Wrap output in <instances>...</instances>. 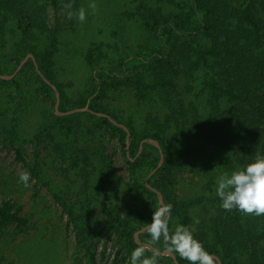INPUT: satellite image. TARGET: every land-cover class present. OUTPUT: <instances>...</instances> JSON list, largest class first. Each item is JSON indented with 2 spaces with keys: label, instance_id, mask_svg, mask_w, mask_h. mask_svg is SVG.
<instances>
[{
  "label": "rangeland",
  "instance_id": "1",
  "mask_svg": "<svg viewBox=\"0 0 264 264\" xmlns=\"http://www.w3.org/2000/svg\"><path fill=\"white\" fill-rule=\"evenodd\" d=\"M228 1L231 8L240 13L250 3V0ZM68 2L17 1L21 7L30 6V11H35L36 22L28 25L27 14L24 15L26 25L14 22L20 35L13 37L11 33L9 49L2 52L11 54L12 40H21L23 36L26 38L21 43L25 50L29 47L41 49L38 52L40 59L31 51L25 53L12 73L10 66L14 62L11 56L7 62L3 58L0 61L1 65L6 63L3 74H0L5 77L0 78V203L10 201L26 220L23 225L6 223L0 227V264H88L84 252L78 250L76 244V220L71 217L70 208H73L75 218L79 217L77 220L88 226L89 233L94 236L92 251L98 264H115L119 251L121 255L117 264H130L131 254L108 227L104 206L109 205L133 220L160 207L163 203L158 195L155 206L142 187L147 183L151 186L150 178L166 165L167 159L170 160L168 174L161 178L165 193L151 187L159 191L163 199L166 194L177 204L181 214L177 226H190L195 238L203 245L207 239L205 230L224 210L215 193V180L220 174L238 168L230 152L205 139L176 142L174 137L177 135L175 121L182 126L193 118L196 111L199 116H206L202 113H206V91L211 74L208 70L191 69L190 79L184 78L187 71L182 73L181 92L195 109L187 106L183 116L170 119L172 110L167 112V104L164 107L156 104V100H151L152 96L136 92L127 83L128 76L148 67L152 50L163 46L156 30L153 33L148 30L151 26L146 19V10L140 11L135 0H95L97 7L94 11L89 8L91 0H71L74 12L81 7L86 11V19L80 22L75 16L68 19L63 8ZM165 6L166 11L173 12L192 9L190 0H168ZM262 15L264 17L263 8ZM203 18L204 15L199 14V24L203 23ZM29 26L32 30L37 29L35 36L31 31L27 35ZM41 52L46 56H41ZM90 54L94 55L92 64L88 58ZM31 62L32 65L22 71L24 65ZM103 65L106 68L119 67L117 76L123 82L100 72L101 67L105 69ZM45 73H50L65 86L63 100L58 89L61 84L48 80ZM15 78L20 86L11 82ZM44 83L50 86L49 90ZM107 84L105 91L102 87ZM22 101L25 103L20 107ZM78 103H84V106L70 108ZM90 105H95L103 114L117 116L129 132L130 145L134 151L138 150L136 158L144 152L145 144H151L159 151L158 162L151 154L142 161L139 169L131 167L129 162L134 159L129 154L130 145L127 148L128 135L125 148L112 127L87 115ZM85 108L89 111L62 114ZM12 118L16 127L8 130ZM48 124L53 128L44 130ZM70 126L72 133L67 131ZM189 127L186 125V129ZM159 130L169 141L166 152L164 148L167 146L163 148L158 141L141 139L144 134ZM62 144L67 146L63 148ZM75 146L81 150L79 156ZM101 151L109 157L107 167L111 169L104 168L101 154H98ZM171 152L175 154L168 156ZM23 171L30 173L29 187L19 181V174ZM243 215L263 225L254 229L244 223L245 233L239 236L264 245V214ZM147 226H142L135 237L149 251L171 258L168 247L160 249L141 240V235L148 234L145 231ZM174 230L169 229V232ZM231 236L235 235L227 226L228 243ZM251 244L244 250L241 245L237 248L230 242L223 251L238 264H264V254L252 249ZM170 252L178 261L179 254Z\"/></svg>",
  "mask_w": 264,
  "mask_h": 264
},
{
  "label": "trees",
  "instance_id": "2",
  "mask_svg": "<svg viewBox=\"0 0 264 264\" xmlns=\"http://www.w3.org/2000/svg\"><path fill=\"white\" fill-rule=\"evenodd\" d=\"M17 1L20 0H0V61L4 59L7 62L11 56L14 65L10 66V73L16 69L17 63L25 53L31 51L36 58H39L40 54L38 52L41 50L36 47H29L25 50L24 45L21 43L26 38L23 36L21 40H12L11 54L2 53L9 49L8 43L11 33L13 37L19 34L14 22L24 24V15L26 17V14L29 18L28 25L36 22L35 11H30L32 9H29L30 6L21 7ZM24 1L27 3V0ZM49 1L52 4L56 3V0ZM167 1L135 0L140 11L146 10V19L151 26L148 27V30L152 33L154 29L156 30V36L159 35L157 37L161 40L163 46L152 50L150 53L152 60L148 67L135 75L128 76L127 83L136 92H144L152 96L151 100H156V104H161L163 107L167 104V112L170 109L172 110L170 119H178L179 116L185 114L184 110L187 106L195 109L193 103H187L181 92L182 73L187 71L188 73H183L185 74L184 78H192L193 72L191 69L193 71L208 70L211 77L206 91V113H202L206 116H199L198 111H196L193 118L182 126L175 121L177 135L174 137V141L192 142L195 139H205L206 142L230 152L237 168H242L252 162L257 155H264V17L262 15L264 0H250L243 13L231 8L228 0H190L192 9L189 12L166 11ZM32 3L35 4L34 1ZM201 13L204 18L203 23L199 24V14ZM166 26L167 28H165ZM36 30H32L29 26L26 28V33L31 31L32 35L35 36ZM179 43L181 45L178 46ZM41 56L44 57L46 54L41 52ZM88 58L92 64L94 55L90 54ZM4 65L0 63V74H3ZM29 65H32V62L25 64L22 71ZM103 66H105V69L101 67L100 72L108 74L111 79L123 82L117 76L119 75L117 74L120 70L119 67L106 68V65ZM123 74L126 75V72L124 71ZM45 77L50 81H55L58 85L61 84L50 73H45ZM11 82L20 86L17 78ZM44 85L48 90L50 89L49 85L45 83ZM108 86L109 84L103 86L102 89L106 91ZM64 87L62 84L58 87L62 100L64 94H66ZM151 100L148 102H151ZM24 103L25 101H22L20 107ZM83 106L84 103H78L70 108ZM89 109L90 112L87 115L96 117L112 127L120 136L126 148V132L112 124L109 119L98 117L95 113H102L103 111H99L95 105H90ZM109 115L119 124L122 123L116 115ZM61 119L63 121L68 120ZM188 124L190 127L186 129ZM15 127L16 123L12 118L9 121L8 130H14L12 128ZM52 128V124H48L44 130ZM67 131L72 133V126L68 127ZM161 133L163 134L160 130L153 133L148 132L141 139L158 141L163 148L167 146L164 148L166 152L169 141ZM66 146L67 144L61 145L63 148ZM132 146L130 145L129 154L134 160H131L129 165L134 169H139L142 161L151 154L155 157L156 163L158 162L159 151L155 146L145 144L144 152L137 158L138 150L134 151ZM75 152L78 156L81 154V150L77 146H75ZM98 154H101L104 168L107 167L109 157L105 156L102 151ZM172 154L175 153L171 152L168 156ZM169 161L167 159L166 165L149 180L152 187L163 193H165V189L162 187L161 178L166 177L168 174ZM156 165H154V168ZM107 168L111 169L112 167ZM142 190L156 206L158 202L157 194L146 185L142 187ZM164 202L165 205H170L168 226L170 230H173L177 227V223L181 218L180 210L175 202L168 199L166 194H164ZM156 209L157 207L154 210ZM154 210L133 220L121 212L115 211L109 205L104 206L108 227L117 234L129 254L134 248L141 246L136 242L135 233L142 226L151 222ZM69 212L73 220H76L78 250L84 252L88 264H98L96 254L92 251L94 236L89 233L91 232L89 227L78 221L79 217L75 218L73 208H70ZM189 218L191 219V217ZM6 223H17L19 225L26 223V220L20 216L19 209H16L10 201L0 203V227ZM244 223L254 229H258L260 225H263L258 220H251L248 216H244L243 212L239 210H222L211 220V224L205 230L207 239L204 240L203 247L211 255L219 256L223 264H238L237 260L232 259L223 251L230 242H233L237 248H240L241 245L244 250L252 243L250 245L252 249L264 254L263 243L239 236V234L243 235L245 233ZM198 225H203V223ZM227 226L232 229V233L235 235L231 236L229 243L226 241ZM140 238L143 242H149L157 248L164 249L167 247L163 238L153 242L149 233L141 235ZM120 255L121 251L117 253L115 264L119 262L118 256ZM144 255L148 257L155 256L158 264H173L172 258L158 256L146 248ZM177 258L180 264H190L187 259L179 255ZM214 264H218L216 260H214Z\"/></svg>",
  "mask_w": 264,
  "mask_h": 264
},
{
  "label": "clouds",
  "instance_id": "3",
  "mask_svg": "<svg viewBox=\"0 0 264 264\" xmlns=\"http://www.w3.org/2000/svg\"><path fill=\"white\" fill-rule=\"evenodd\" d=\"M96 7L95 0H91L89 8L94 11ZM63 8L66 10L68 19H72L73 16L80 22L86 19L85 9L81 7L74 12L71 0L65 3ZM19 181L25 187H29L30 173L21 172ZM215 193L220 200V207L226 211L236 209L257 216L264 214V155H257L252 162L231 173L224 172L217 176ZM169 211L170 205L165 204L154 210L152 220L145 229L152 241L157 242L163 236L168 249L187 259L190 264H214L213 256L195 238L190 226L179 225L174 231L169 232ZM144 252L143 245L134 248L130 256V264H158L155 256H145Z\"/></svg>",
  "mask_w": 264,
  "mask_h": 264
},
{
  "label": "water",
  "instance_id": "4",
  "mask_svg": "<svg viewBox=\"0 0 264 264\" xmlns=\"http://www.w3.org/2000/svg\"><path fill=\"white\" fill-rule=\"evenodd\" d=\"M25 61H26V60H25ZM25 61H23V62L21 63V65H20V67L17 69V71L21 68V66L24 64ZM17 71H16V72H17ZM12 76H14V75H12ZM0 78H5V77H4V76H0ZM81 111H89V109H87V108H85V109H76V110H73V111H70V112H66V113H62V114L74 113V112H81ZM95 114H97L99 117L107 118V119H109L113 124H115V125H117V126L123 128V129H125V130L127 131V135H128V145H127V148H129L130 141H129V132H128L127 128H126L125 126H123L122 124L117 123L113 118H111V117H110L109 115H107V114H103V113H95ZM148 140H152V139H148ZM156 146L159 147L158 144H156ZM161 161H162V154H161ZM161 161H160V162H161ZM160 165H161V163L158 165V167H159ZM158 167H157V168H158ZM154 171H155V170H154ZM147 186H148L152 191H154V192L158 195L160 202L164 204L163 196L159 193V191H157V190H155L154 188H152L148 183H147ZM136 235H137V234H136ZM135 239H136V242H137L139 245H143V244L137 239V237H135ZM143 246H144V245H143ZM153 251H155V250H153ZM156 252H157V251H156ZM167 252L170 254L171 258L173 259L174 264H179V262L177 261L176 257H175L170 251H167ZM157 253H158V254H162V255L164 254V252H157ZM212 256H213V258L218 262V264H222V262L220 261V259H219L217 256H215V255H212Z\"/></svg>",
  "mask_w": 264,
  "mask_h": 264
}]
</instances>
